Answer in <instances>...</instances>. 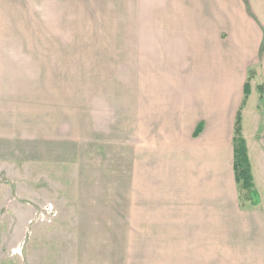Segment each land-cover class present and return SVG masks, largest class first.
<instances>
[{"label":"rangeland","instance_id":"374dc122","mask_svg":"<svg viewBox=\"0 0 264 264\" xmlns=\"http://www.w3.org/2000/svg\"><path fill=\"white\" fill-rule=\"evenodd\" d=\"M107 6L69 2L61 29L36 37L51 50L36 52V64L34 52L30 101L14 115L0 113V132L12 129L0 136V264H264V207L253 209L238 194L237 207L230 205L228 174L220 177L224 149L214 147V131L198 142V151L212 148L207 163H180L181 171L209 170L212 207H149L152 197L141 207L131 195L144 87L159 91L166 85H150L153 77L164 78L170 68L184 75L181 68L200 65L204 54L193 60L187 43L194 37L181 31L171 53L177 62L171 54L156 61L154 51L141 50L139 36L124 32L123 5ZM202 44L196 37L194 45ZM249 101L244 133L264 199V100ZM181 105L192 112L186 100L175 99ZM256 114L263 121L254 130L249 121ZM186 134L177 139L181 151L192 152L194 146L182 147ZM225 192L227 207L219 205ZM48 205L51 214L44 212ZM202 220L211 238L202 240L206 251L199 254L193 245Z\"/></svg>","mask_w":264,"mask_h":264},{"label":"crops","instance_id":"0c3cea01","mask_svg":"<svg viewBox=\"0 0 264 264\" xmlns=\"http://www.w3.org/2000/svg\"><path fill=\"white\" fill-rule=\"evenodd\" d=\"M69 2L102 3L107 4L110 10L122 4L124 32L139 36L141 50L154 51L156 61L175 52L173 47L181 31L194 37L193 42L187 43V51L193 60L202 59L204 54L203 62L196 66L188 61L186 69L180 67L184 75L168 68L164 78L157 75L150 80V85L163 83L165 87L155 93L152 92L155 86L150 90L144 87L141 93L140 115L144 128L141 132L140 164L134 171L131 195L140 197L141 207L151 200L146 197L153 198L149 207H212L209 170L206 168L203 174L181 171L180 163L189 162L190 158L202 165L207 163L212 156V148L198 151V142L206 138L209 131H214V147L224 149L220 177L228 174L230 205L236 206L233 127L251 72L255 78L251 82L249 100L256 98L258 104L264 100V0H0V113L14 115L20 103L30 101L35 82L34 71L30 73L34 52L36 64V52L51 50L46 44L37 43L36 37L61 29V21L67 18ZM53 21H56L54 25ZM152 37L154 39L149 40V46L153 42V47L148 51L147 40ZM196 37L203 38L202 49L194 45ZM172 60L174 64L177 62L176 57ZM181 83L189 86L182 88L179 86ZM161 90L167 95L161 97ZM152 98L156 99L153 103ZM175 99L186 100L192 112L186 115L182 105L177 109ZM246 108L243 111V129L250 120V111ZM254 111H261L260 107ZM256 115L254 121H249L252 129L260 128L263 121L262 116ZM199 127L201 131L195 136ZM258 128L256 131H260ZM155 132L157 134L153 137ZM9 133H12L11 126L1 131L0 136ZM164 133H168L166 138ZM182 133H188L184 135L187 141L183 140L186 143L182 147L194 146L191 149L194 152L181 151L177 136H182ZM247 143L248 149L251 148L248 140ZM195 145L199 147L196 149ZM218 161L220 164L221 160ZM251 163L253 166L252 160ZM254 170L255 167L253 173ZM224 196V202L219 205L227 207L226 192ZM259 207H264L262 195ZM204 220L195 227L199 230L194 234L193 248L196 250L200 246L199 254L201 250L206 251L202 240L211 238L204 237ZM154 227H160L159 223Z\"/></svg>","mask_w":264,"mask_h":264},{"label":"trees","instance_id":"16d2710c","mask_svg":"<svg viewBox=\"0 0 264 264\" xmlns=\"http://www.w3.org/2000/svg\"><path fill=\"white\" fill-rule=\"evenodd\" d=\"M254 76L255 74L251 72L245 84L243 101L235 117L232 145L234 153L233 169L238 197L246 204L253 206L251 208L257 209L261 204V194L256 187L248 143L243 129V111L251 95V82L254 80ZM260 90L261 92L263 91L262 87ZM200 131L201 129L199 127L195 132V136H197Z\"/></svg>","mask_w":264,"mask_h":264},{"label":"built area","instance_id":"2783aa9c","mask_svg":"<svg viewBox=\"0 0 264 264\" xmlns=\"http://www.w3.org/2000/svg\"><path fill=\"white\" fill-rule=\"evenodd\" d=\"M53 211V206L52 205H48L46 206V208L44 209V212L51 214V212ZM32 224V222H31Z\"/></svg>","mask_w":264,"mask_h":264}]
</instances>
